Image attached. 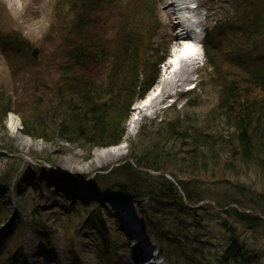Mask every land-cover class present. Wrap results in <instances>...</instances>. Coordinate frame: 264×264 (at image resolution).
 Here are the masks:
<instances>
[{"label":"trees","instance_id":"1","mask_svg":"<svg viewBox=\"0 0 264 264\" xmlns=\"http://www.w3.org/2000/svg\"><path fill=\"white\" fill-rule=\"evenodd\" d=\"M72 1L73 16L65 18L69 24H62L58 31L65 42L63 48H68V64H58L57 104L50 119L46 120L47 110L36 124L27 121L25 133L52 141L56 137L77 141L91 153L94 148L116 146L126 139L133 103L144 98L156 84L157 62L150 66L148 60L143 61L145 57L136 43L138 37L133 34L143 17L153 13L152 2H129L114 35L97 33L91 35L92 40L86 32L96 25L94 22H100L98 13L108 6L122 7L123 1ZM230 1H234L236 9L244 7L238 21L232 14L224 17L208 30L204 39L207 64L219 75L220 68L231 66L229 63L241 67L238 73L230 69L234 71L230 72V81H218L217 106L201 118L185 114L144 124L137 137L128 140L127 155L110 169L104 168L109 171L96 174L89 181L96 184L92 185L94 191L101 189L111 200L134 204L169 264H263L264 249L248 245V238L242 237L243 231L264 237V218L240 207L250 208L252 203L264 202V197H258L240 180L231 185L228 174L244 166L264 170V0ZM237 35L245 39L237 41ZM98 37L100 42H95ZM68 39L71 42L66 45ZM109 39L112 43L107 42ZM232 44L235 48L240 44L243 49L236 52ZM98 59L108 60L109 67L113 63L105 87L83 82L85 79L79 75L89 65H97ZM73 67H77V72ZM192 103L190 100L189 104ZM49 131L53 132L51 138ZM3 148L10 147L5 144ZM38 174L42 180L37 188L46 193L42 199L49 189L58 201L53 200L54 211L49 218L39 209L28 224L18 221L19 233L23 236L28 225L34 224L36 231H43L44 239H50V231L41 223L59 224L69 232L102 225V242L97 245L99 264H110L113 244L99 202L77 192V182L66 187L55 183L54 188H49L48 173L40 170ZM207 199L213 200L214 206L204 204ZM5 211L4 215L0 212V223L9 213ZM213 222L225 234V244L215 252L187 232V227L211 231ZM16 240L11 253L23 246ZM40 264H59V260L48 257Z\"/></svg>","mask_w":264,"mask_h":264},{"label":"rangeland","instance_id":"2","mask_svg":"<svg viewBox=\"0 0 264 264\" xmlns=\"http://www.w3.org/2000/svg\"><path fill=\"white\" fill-rule=\"evenodd\" d=\"M122 1V5L124 3L123 6L121 5L122 7L108 6L103 8L100 13L97 12L100 22H94L96 25L86 32V34H90V39L93 40L91 35L97 33L98 35L106 33L110 37L113 36L114 28L123 16L125 5H128L129 2H135L137 5L141 3V0ZM148 1L152 2L153 13L151 12L149 17H143V22L133 34L138 37L136 43L139 52L145 57L143 61L148 60L147 63L150 66L157 62L154 68L158 76L157 83L164 62L169 56L173 44L170 41L173 35L169 32L167 36L163 34L164 30H167L164 27L167 22L164 3L160 0ZM203 1L210 2V0ZM213 1L212 11L214 14L206 15L209 12L206 5L199 8L201 11L199 16L206 19L207 24L206 29L203 30L204 38L208 30L224 17L232 14L238 21L239 13L244 11V7L236 9L234 1ZM72 2V0H0V212L4 215L5 210H8L10 213L5 215L8 220L3 219L0 223V264H40L48 257L59 260V264H99L97 245L102 242V225L98 228L89 226L83 227L80 231L69 232L59 224L41 223L43 227L47 226L46 230L50 231L48 232L50 239H44L43 231H36L32 227L34 224L28 225L23 236L22 232L19 233L18 221L28 224L31 216L39 209L42 215L49 218L52 216L51 212L54 211L52 210L53 200L58 201L57 197V199L54 198L55 193L49 189H47L48 192L45 191L47 197L42 199V194L46 193L37 188L42 180L38 174L40 170L50 176L49 188L53 187L52 185L55 183L60 187H66L70 183L77 182L79 186L77 192H83L89 198H94L99 202L100 211L108 227V237L113 244V250L110 251L112 252L110 264H144L150 259L157 260L155 256L151 257L150 255L158 243L144 225L139 222L142 231L139 236L143 235L145 243L131 234V236L127 234L128 226L120 216L118 207L121 203L125 206L126 202L111 200L100 192L101 189L95 188L96 191H94L92 185L96 186V184L89 181L96 174L101 175L109 171L127 155L128 140L136 138L144 124H150L152 121H164L166 118L174 116L183 117L185 114L203 117L218 104L220 99L218 81L220 79L230 81V72L234 73V71H230L231 68H234L236 73L241 70L240 66L229 63L231 66L224 65L220 68L221 74L219 75L216 70L208 66L205 51L202 50V56L196 64L197 69L193 79L186 82L183 87L177 88L178 91L176 89L174 93L165 94L166 96L157 109L147 114H141V120L135 129L131 127L129 118L126 125L127 137L121 151L111 150L109 147H97L89 153L77 141H69L60 137H56L54 141L48 140L47 137L35 138L25 133L27 121L28 124H32V122L36 124L47 110H49V116L46 120L50 119L58 101V77L60 75L58 64L59 62L68 64L66 63L68 57L65 54L68 48H63L65 42L58 36V31L62 24H69L65 18L70 19L73 16ZM174 20L176 22V19ZM181 30L182 27H175V32ZM257 37L259 40L262 39L261 36ZM237 38V41L245 39L238 35ZM98 39L99 41L94 39L95 42H100V37ZM70 42L71 39H68L66 45ZM107 42L112 43V39ZM232 45L236 52L243 49V46H239L240 44L237 45V48L234 47V44ZM35 47L39 48L37 57L32 54ZM226 60L229 61L228 58ZM109 65L108 60L98 59L97 65L93 67L89 65L84 72L81 70L79 75L85 79L83 82H91L96 87L103 85L105 87L106 78L113 63L110 67ZM74 69L77 72V67ZM223 74H227L228 78L221 77ZM201 79L203 81H200ZM262 96L264 97V94ZM143 100V98L135 100L130 115L133 114V108L143 103ZM190 100L193 101L192 104H189ZM12 118L15 123H12ZM48 134L51 138L53 132L49 131ZM5 144L10 147L11 151L3 148ZM228 176V183L231 185L235 180H240L257 192L258 197H264V170L261 171L253 166H244L236 168L235 173L230 172ZM61 200L65 202L62 197ZM40 202H43L42 206L37 207ZM205 203L212 206L215 204L211 199H207ZM46 205H50V207H46ZM250 205V208L247 206V208L240 207V209H245L246 212L253 215L258 214L264 218V202ZM128 208L132 212V217L136 218L138 210L130 206ZM97 211L98 209L95 212ZM5 221L7 222L4 223ZM211 226V231H197L187 227V232L198 242H204L207 249L215 252L225 244V234L214 222L211 223ZM244 233L242 238H248V245H256L264 249V237H257L243 231ZM16 239H19L23 246L11 253L14 248L12 244H15ZM116 239L118 243L114 244ZM140 243L143 246L136 250L135 244ZM143 250L149 253V257L141 261L140 259H144L142 257ZM162 260L165 264H169L165 259L162 258Z\"/></svg>","mask_w":264,"mask_h":264},{"label":"bare ground","instance_id":"3","mask_svg":"<svg viewBox=\"0 0 264 264\" xmlns=\"http://www.w3.org/2000/svg\"><path fill=\"white\" fill-rule=\"evenodd\" d=\"M164 3V9H165V16L167 18V22L165 23L164 27L167 30H164L163 34L168 35V32L173 35L171 39L172 47L170 49L169 56L167 60L164 62L163 70L160 75V78L158 79V82L156 85H154L153 89L143 98V103L140 105H136L133 109V114L130 117V125L133 129H135L140 120H141V114H147L150 111H153L157 109L164 98V96L176 92L177 88L183 87V85L193 79L194 73L197 69V62L199 58L201 57L202 47L200 46V42L198 46L193 45L191 43L192 35L191 32L186 31V29L182 28L180 32H175V27L181 26L177 22H175L174 19H176L175 14L178 10L177 5L172 2V0H160ZM198 3V7L195 9V13L197 16H199L201 11L199 10L200 6L206 5L209 8L208 16L214 14L212 11V6L214 2L213 0H210V2H205L203 0H194ZM190 17V16H189ZM187 18V15H186ZM191 20V18H188ZM200 23L206 24V19H202V17L199 16ZM167 27V28H166ZM219 44H221L219 42ZM224 48V47H222ZM225 49V48H224ZM226 50V49H225ZM199 52L198 56L197 54ZM200 81H203L201 79ZM178 91V89H177ZM166 94V95H165ZM12 123L14 122V118H12ZM124 142L120 143L119 145L109 147L111 150H118L121 151L124 147ZM117 148V149H116ZM105 152V151H103ZM127 205V204H126ZM130 208H127L126 214H128V217L132 219V212L129 210ZM121 217H123V214H120ZM125 216V215H124ZM126 217V216H125ZM124 221L127 223L128 230H131V234L136 237L137 239H140L141 242H143V239L140 238L139 232L135 231L132 226V220H129L127 217L124 218ZM143 245L135 244V249L139 250L141 249ZM142 257L146 260L148 258L147 254H142ZM142 261V259H140ZM144 264H164L160 262H155L147 260V262H144Z\"/></svg>","mask_w":264,"mask_h":264},{"label":"water","instance_id":"4","mask_svg":"<svg viewBox=\"0 0 264 264\" xmlns=\"http://www.w3.org/2000/svg\"><path fill=\"white\" fill-rule=\"evenodd\" d=\"M38 53H39V48L38 47H35L34 50H33V55L35 57H37L38 56Z\"/></svg>","mask_w":264,"mask_h":264}]
</instances>
